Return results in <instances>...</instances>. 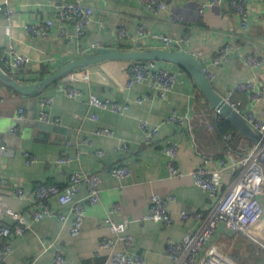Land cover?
<instances>
[{"label": "crops", "instance_id": "1", "mask_svg": "<svg viewBox=\"0 0 264 264\" xmlns=\"http://www.w3.org/2000/svg\"><path fill=\"white\" fill-rule=\"evenodd\" d=\"M83 1L95 9V15L86 35L77 36L75 28L57 15L60 0H0L11 10L9 15L0 13V57L10 59L12 45L29 56L32 62L27 70L34 77L33 83L98 47L161 46V42L140 33L139 27L143 26L149 32L184 40L176 47L178 50L202 53L201 57L195 56L213 72L215 88L242 112L253 111L264 122V96L251 103L243 93L231 95L240 82H254L264 90V3L248 6L250 26L242 28L240 17L227 3L209 6L210 0H163L166 8L159 12L149 9L144 0ZM203 4L208 6L201 12ZM175 16L182 22L173 19ZM47 19H52L54 26L45 37L23 27ZM121 26L129 36L120 35ZM64 29L73 34L72 42L62 35ZM228 43L234 47L229 60L215 64L213 57ZM251 57L260 61L253 64L249 62ZM129 65L126 61H106L79 70L88 76V81L79 84L84 88L83 96L76 98L66 94L68 88L77 86L68 76L33 97L17 93L0 80V202L6 204L7 225H14L21 216L32 226V230L12 240L6 264H52L58 251L64 253L65 264H107L110 251L97 252L103 239L113 237L105 218L114 204L121 209L113 216L126 222L134 239L133 250L145 258L146 264H174L168 254L169 243H180L199 228L198 215L208 212L213 200L197 185L193 172L206 164V158L219 159L226 153L240 156L241 138L226 140L227 134L219 127L221 119L217 121L213 108L190 76L181 78L174 92L163 98L155 95L149 80L128 89ZM91 93L110 104L119 102L130 108L115 112L95 107L90 103ZM48 98L52 104L43 107ZM21 108L25 110V121L18 120ZM42 110L50 115L54 128L37 139L30 128L41 119ZM175 115L181 121H171ZM57 120L60 123H55ZM142 123L149 128L143 130ZM15 129L18 131L13 132ZM102 129L113 135L98 134ZM149 130H156L157 135L153 143L147 144ZM243 141L245 147L251 143ZM172 142L179 146L174 160L182 176H175L170 166L172 158L166 147ZM63 152L72 158L71 162H57ZM27 154L37 161L28 164ZM120 164L130 167L129 177L119 179L111 174L110 169ZM77 172L98 173L102 181L99 203L87 206L83 231L73 236L70 206L51 200L53 212L69 216L67 222L57 216L36 221L33 212L39 184L65 186ZM17 189L23 190L25 196L20 197ZM86 195L83 184L79 197ZM155 195L175 197L169 204L171 224L143 217ZM185 214L187 219L183 218ZM260 227L258 235L264 237V219ZM254 254L258 255L257 251ZM262 256L259 260L264 264Z\"/></svg>", "mask_w": 264, "mask_h": 264}, {"label": "built area", "instance_id": "2", "mask_svg": "<svg viewBox=\"0 0 264 264\" xmlns=\"http://www.w3.org/2000/svg\"><path fill=\"white\" fill-rule=\"evenodd\" d=\"M228 1V2H227ZM146 5L154 12H159L166 8L163 0H144ZM258 2L264 3V0H210L209 6L227 3L231 10L240 17V26L248 28L250 18L248 15V6ZM208 5L200 6V11L206 10ZM0 13L9 15L11 10L8 6L0 2ZM57 15L60 20L66 24L72 25L76 30L77 36H85L87 28L93 22L95 9L83 0H60L57 4ZM177 22H182V18L175 16ZM54 26L52 19H47L40 24H27L24 29L36 36H47L48 32ZM139 31L142 35L148 37L151 41L161 42V46L169 49H176L184 40H174L169 36L157 32H149L145 27L140 26ZM121 36H129L125 26L119 29ZM62 35L70 42L73 41V34L67 29L62 31ZM144 47V46H143ZM233 45L228 43L221 48L220 52L213 57L215 64L219 65L229 60L233 51ZM10 59L4 56L0 57L1 68L12 78L31 83L34 77L28 72L27 68L32 59L29 56L21 54L13 45L9 50ZM201 57L202 53L195 54ZM260 60L254 57L249 62L257 64ZM210 80L214 74L207 69ZM83 75V77H80ZM86 75V74H85ZM83 72L76 71L68 75V79L76 82V87H70L66 90L69 98L83 96L84 88L79 84L88 81V76ZM129 79L127 88L133 89L149 80L152 83L156 96L166 98L176 89L181 78L189 76L183 69L169 63L157 61H134L129 65ZM243 93L248 97L249 102L255 103L260 101L264 96V90L257 87L254 82H240L231 91V95ZM90 103L98 108H111L115 112H123L130 108L129 104L119 102L109 103L96 94L89 95ZM142 101V100H140ZM2 98L0 97V105ZM52 104V99L48 98L43 101V107ZM237 109L238 107L233 104ZM245 119L254 128L264 134V122L257 119L253 111L242 112ZM25 110L20 109L19 121H25ZM93 118L98 119V116ZM41 120L46 123H52L50 115L42 110ZM171 121L179 122L181 118L173 116ZM55 123H60L59 120ZM142 129H148L147 123H142ZM14 130L13 132H17ZM98 134L112 136L113 132L108 129L97 131ZM156 130H149L145 136L147 144L153 143L156 139ZM229 142L237 138L239 147L242 152L240 156L226 153L219 159L206 158V164L200 166L193 172V178L198 186L207 191L211 196L213 203L208 212L198 215L200 226L197 230L189 232L182 242L171 241L168 245V254L174 261V264H236L228 255L226 246L228 241L232 243L241 236L257 245V254L264 255V237L258 235L261 221L264 219V147L259 144L250 143L249 146H243L244 138L229 133L225 136ZM248 141V140H247ZM5 150V147H1ZM166 150L172 160L170 166L175 176H182L175 164V157L178 154L179 146L172 142L166 147ZM102 155V152H100ZM72 158L64 153L59 157L58 163L65 164L71 162ZM37 159L27 154L28 164L35 163ZM111 174L119 179H124L132 174V170L126 164H120L110 169ZM226 176L230 177L226 181ZM101 177L95 172H77L72 174L67 185L59 184H39L35 189L34 218L40 221L46 217L57 216L67 222L69 216L55 213L51 207V200L57 199L62 205L70 206L72 224L70 232L73 236H78L83 231L87 219V206L96 205L100 201ZM85 184L87 195L80 198L81 186ZM2 181L0 180V187ZM16 193L24 197L25 193L17 189ZM175 200L174 196L163 197L155 195L151 198L150 210L143 217L146 220H161L171 224L173 219L169 212V204ZM121 209L119 204H114L110 213L105 218V224L110 228L112 238L103 239L100 245L101 250H109L110 256L107 264H146L145 258L133 250L134 239L128 232L126 222L117 221L114 214ZM189 216L185 214L184 219ZM6 204L0 202V264H6L9 255L12 252V240L15 237L22 236L32 230V226L25 222L19 216L14 225L9 226L5 223ZM229 234V235H228ZM233 237H229V236ZM230 238V240H229ZM203 251V252H202ZM66 258L62 251H58L52 264H65Z\"/></svg>", "mask_w": 264, "mask_h": 264}, {"label": "water", "instance_id": "3", "mask_svg": "<svg viewBox=\"0 0 264 264\" xmlns=\"http://www.w3.org/2000/svg\"><path fill=\"white\" fill-rule=\"evenodd\" d=\"M106 61H157L173 64L183 69L194 80L197 88L213 108L217 121L218 119L229 121L237 132L238 137H242L251 143L259 144L264 147V134L249 124L244 115L229 101V99L215 88L213 81L208 77L207 68L204 63L195 55L183 50L169 49L162 46L129 49L102 46L65 63L58 70L47 74L36 82L27 83L18 81L6 73L1 66L0 80L7 87L23 96H39L49 86L57 83L64 77L78 70ZM53 126L52 123H46L40 119L36 120L30 129L33 131L32 135H36L38 139V136L43 135V132H50V130L54 128Z\"/></svg>", "mask_w": 264, "mask_h": 264}, {"label": "rangeland", "instance_id": "4", "mask_svg": "<svg viewBox=\"0 0 264 264\" xmlns=\"http://www.w3.org/2000/svg\"><path fill=\"white\" fill-rule=\"evenodd\" d=\"M226 249L230 252L232 250L231 254L228 253V255L236 264H262V261L259 259L263 258V256L254 254L258 249L256 243L246 238L237 240L234 243H232L231 240L228 241ZM262 260L264 261V259Z\"/></svg>", "mask_w": 264, "mask_h": 264}, {"label": "trees", "instance_id": "5", "mask_svg": "<svg viewBox=\"0 0 264 264\" xmlns=\"http://www.w3.org/2000/svg\"><path fill=\"white\" fill-rule=\"evenodd\" d=\"M150 47V46H149ZM123 48H126L125 46H123ZM129 49V48H128ZM198 89V88H197ZM219 127L220 130L223 134H228V133H234V135H237V132L235 131L234 127L232 126V124L225 120V119H221L219 121ZM50 184V183H49ZM0 248H1V243H0Z\"/></svg>", "mask_w": 264, "mask_h": 264}]
</instances>
